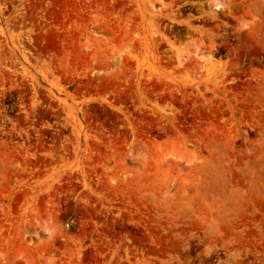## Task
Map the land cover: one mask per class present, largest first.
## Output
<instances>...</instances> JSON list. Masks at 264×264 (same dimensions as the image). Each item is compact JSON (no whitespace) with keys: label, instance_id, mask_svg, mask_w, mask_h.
I'll use <instances>...</instances> for the list:
<instances>
[{"label":"rangeland","instance_id":"rangeland-1","mask_svg":"<svg viewBox=\"0 0 264 264\" xmlns=\"http://www.w3.org/2000/svg\"><path fill=\"white\" fill-rule=\"evenodd\" d=\"M0 264H264V0H0Z\"/></svg>","mask_w":264,"mask_h":264}]
</instances>
